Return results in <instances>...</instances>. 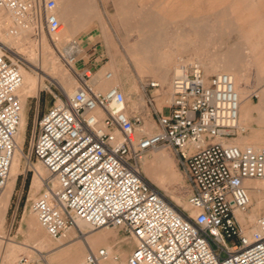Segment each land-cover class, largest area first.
I'll return each mask as SVG.
<instances>
[{
    "label": "built area",
    "instance_id": "1",
    "mask_svg": "<svg viewBox=\"0 0 264 264\" xmlns=\"http://www.w3.org/2000/svg\"><path fill=\"white\" fill-rule=\"evenodd\" d=\"M49 7L45 0H0V9L29 20L36 33L58 32ZM0 48L1 194L24 105L20 61ZM71 60H82L77 86L70 95L53 94L35 118L27 150L28 160L34 157L47 171L29 204L47 234L57 239L78 220L88 229L117 227L134 240L126 264H264V211L251 229L238 219L251 203L246 180L264 178V147L232 141L244 128L231 76L205 75L196 62L185 66L172 76L166 111L154 107L159 82L145 80L155 129L140 133L142 120L128 112L123 90L95 88L89 82L94 62ZM159 148L176 156L189 190L187 208L174 204L141 169L143 157ZM107 256L104 246H88L77 264H101ZM20 262L27 264L24 256Z\"/></svg>",
    "mask_w": 264,
    "mask_h": 264
},
{
    "label": "rangeland",
    "instance_id": "2",
    "mask_svg": "<svg viewBox=\"0 0 264 264\" xmlns=\"http://www.w3.org/2000/svg\"><path fill=\"white\" fill-rule=\"evenodd\" d=\"M45 1L48 5H51L49 10L54 12V8L56 7L58 1ZM232 1L239 7H242L248 2H252L254 4V8L249 17L254 18L255 15L260 14L262 16V24L264 27V0H179V2H176L175 0H86L84 3L88 4V7H91V10L88 13L86 23L82 26V28H78V30L74 33L73 38L79 42V45L82 48V53L79 57H83L84 60L87 61L95 59L94 72L98 71L103 66H105V68H102L101 70H109L108 67H106L110 60L108 49L111 52H116V61L119 68V75L121 76L119 82L125 94L128 112L140 116L142 122L139 127L143 124L144 119H148L155 124V115L152 112L153 106L146 103L145 99L147 93L142 89V83L147 79L158 80L159 75L164 70L168 69L169 72L167 81L165 83L161 82L158 91L162 94V98L166 93V100H169L170 82L176 66H182L185 64H187L185 66H188L191 64L189 62L192 60L196 62L195 60L198 58L197 55H195L196 51L211 57L215 55L217 51H224L228 46L239 41L240 33L238 30H232L221 35H219L220 32L218 33V30H221L219 29L221 27L218 26L217 21H220L221 15H218L217 12L219 11L220 13L224 11L225 7L231 6L232 4L230 2ZM175 3L184 4L187 9L186 12H178V7H176ZM169 5L170 7H166L164 14V17L168 19L163 20V22L159 25V19H162V16L160 15L163 13V10L161 13L157 12V10L161 9L162 6ZM79 12L80 10H77V13ZM99 15L101 19L103 18L102 21L105 23V34H108L109 38L107 43L104 38L105 34L101 29L99 18L97 17ZM191 17H196L198 22L196 19L190 20ZM201 17L204 19L203 27H199L196 24L200 22ZM226 17L231 19L232 15L226 11ZM62 24L63 28L59 31V33L65 31L66 29L64 22H62ZM43 33L46 36L49 35L46 31ZM158 33L161 34L159 35ZM38 37V33L35 31L32 32L31 40L33 43L38 42ZM141 37H146L151 40V42H149V46H151L153 51V63H151V66L149 67L141 66L140 61L132 52L134 43ZM156 38H159V40H155ZM174 38H176V40H174ZM50 45L53 44L50 43ZM12 50H15V48L12 47ZM18 54L23 56L21 52H18ZM8 55L11 58L13 57L14 60L20 59L17 55L14 57L10 51ZM186 58L190 59L186 60ZM19 61L21 65L29 69V64L26 61L22 59ZM60 62L62 66L68 68L71 76L75 79L76 83L74 84V87H72V89H74L77 86L78 79L81 74L82 68L80 63L82 60L75 65V71L71 70L65 64L62 57H60ZM249 72L252 77L255 74V69L251 67ZM204 74L210 75L213 74V72ZM43 81L47 83L48 86L41 87L38 85L37 95L27 97L25 103L26 124L24 130L25 145L23 147L26 154L29 143L33 137L36 116H39V114H41L53 102V94L60 92L65 93L61 86L50 82L47 78H43ZM256 87L257 89L264 90V82L256 83L251 89H255ZM253 91L258 92V90ZM166 103L167 102H164L163 104ZM154 107L160 108L161 106L158 107L155 104ZM258 124L261 128H264V123L258 122ZM167 150L172 156L176 168L181 175V184H174L171 187L175 194L177 193V195L182 197V203L175 201V199L172 198L165 189L159 187L151 180L150 181L157 186L174 204L185 207L186 198L189 192L188 186L186 184L184 174L177 164L175 154L172 150ZM30 161L32 165L25 166V161L22 159V170L16 175L15 187L5 210L3 223L0 226V235L3 236L0 238H2L1 240H4L2 241L3 244H0V261L3 255L2 253L5 249L3 246L7 241V237L13 239L24 248V251H21L18 254L17 259L24 256L27 260V264H47L42 258V255L46 254L45 256L49 258L56 251L44 247L40 248L41 253H39L32 248V246L37 247V244L28 231L25 218L27 215H34L29 208V204L31 199L39 193V190L42 187L41 184V187L36 194H30V185L34 174L32 166H41L44 176H46L47 172L34 157H31ZM141 169L144 173L142 163ZM27 178H29V182L26 185ZM254 180H258L262 183V185H264V179H253V181ZM262 196L264 198V189L262 190ZM255 202L256 199L253 197L249 208L246 210V227L253 228L255 226L257 217L252 218V215H254L258 209V206L254 205ZM263 211L264 209L260 210L258 215ZM108 227L109 229L116 231V235L112 234L111 236H108V242L112 245L113 253L117 254V260L124 261V264H126L127 256L133 248L132 240L126 236L121 229L111 226ZM100 229H102V227L92 229L91 231L94 232ZM43 231L46 238L50 239L52 242L57 241L56 239L49 237L44 228ZM67 233H72L71 237L73 239L70 240V242L78 241L77 239H79L80 235L78 230L74 228L69 229L65 234H63V236ZM83 239L84 238H81L80 240L86 247L88 243L85 239ZM98 246L102 245L99 244L97 247ZM120 248L126 251V256L121 257V255L118 254ZM85 249L84 254L88 247ZM82 258L76 260L74 264H77ZM51 264L54 263L52 262Z\"/></svg>",
    "mask_w": 264,
    "mask_h": 264
},
{
    "label": "bare ground",
    "instance_id": "3",
    "mask_svg": "<svg viewBox=\"0 0 264 264\" xmlns=\"http://www.w3.org/2000/svg\"><path fill=\"white\" fill-rule=\"evenodd\" d=\"M57 1L58 2L56 7L54 8V13L60 22V27L58 29V32L54 34H49L48 36H46L42 31L38 32L39 37H38V42L36 43H33V41L31 40V34L32 32H34V30L29 20L18 18L10 10L0 9V46L1 47L3 46L7 50H9L14 57L15 55H17L20 59L26 61L29 64V69L25 68L21 64L19 65V70L22 75V84L19 89V95L22 100V104L24 106L20 114L19 126L15 135L16 148L10 166L9 178L0 194V226L3 223L5 210L7 208L8 202L15 187L16 175L22 170L21 169L23 164L22 159H24L25 161V166L32 165L31 161H29L27 158V154L25 153L22 144L24 140V130L26 124L25 103L27 97L37 95L38 85H40L41 87L48 86V84L43 81V78H47L50 82H53L61 86V88L64 90L65 94L67 95L72 94L75 90V88L72 89V87H74L76 81L71 76L68 68L62 66L60 62V57H62L65 64L71 70L75 71V65L71 60V58L72 57L78 58L82 48L79 45L78 41L73 38V35L78 30V28H82V26H84V24L86 23L88 13L90 12L91 7H88V4L84 3L86 0H57ZM175 1L179 2V0H175ZM175 4L176 7H178V12L181 13L186 12L187 9L184 4L183 5L177 3ZM166 7L168 8L170 7V5L162 6L161 9L157 10V12L159 13H161V11L163 10V13L160 15L162 16L161 17L162 19H159L160 22L159 25L163 22V20L166 19L164 17ZM77 10L78 11L80 10V12L77 13ZM97 17L99 18V21L101 23V29L105 34L106 27L104 25L105 23L102 21L103 18L101 19L100 15ZM192 19L197 20L196 17H191L190 20ZM62 22H64L66 29L65 31L59 33V31L63 28ZM225 28L226 30L232 29V24L229 21V19L228 20L226 19L225 21ZM158 34L160 35L161 33ZM104 38L107 43L109 39L108 34H105ZM155 40H159V38H156ZM174 40H176V38H174ZM149 42H151V40H149L148 38L141 37L133 45L132 52L134 53L135 57L140 61L141 66L149 67L151 66V63H153L152 61L153 51L151 46H149ZM50 43H52L53 45H50ZM12 47H14L15 50H12ZM0 52H2L1 48H0ZM18 52H21L23 56L18 54ZM108 52H109L110 60L106 67H108L109 70H101L102 68H105V66L101 67L98 71L92 73V75L89 78V82L92 86H94L99 90H104L109 86H118L122 90L121 84L119 82L121 76L119 75V68L116 61V56H115L116 52H111L109 49ZM184 68L185 66H176L174 69V74L181 72ZM205 69L207 72H215L217 70H228L223 68L222 66H219L218 62L214 60L208 61L205 64ZM107 71L111 73L110 77H106L105 73ZM168 72H169L168 69H166L159 75L158 80L156 79L159 82V84H161V82L165 83L167 81ZM218 72H225V71H218ZM225 73L229 74L233 80L234 88L237 92L239 98V106H240V101L243 99V96L245 94L246 84H241L238 76L233 72L232 74H230L229 72H225ZM249 119H251L250 110L249 109L243 110L242 107H240L238 114L239 124L241 121L246 122ZM258 119L261 122L264 121L263 112L259 114ZM154 129H155L154 122L145 119L139 131L140 133H150ZM245 143H248L254 147H260V146L264 147V138L257 137L255 139H245ZM150 152H152L151 155H147L149 153L148 152L143 157L141 162L145 173L144 175L147 176L146 178L149 181L151 180L159 187L165 189L171 195V197L175 199V201L182 203L183 201L182 197L180 195H177V193L175 194L174 190L171 187L174 184H181L182 181L181 175L176 168L172 156L170 155L167 149H163V148L155 149ZM32 167L34 169V174L30 185L31 186L30 194L34 195L40 189L41 184L43 185V181H44L43 179L45 178V176L43 175V169L41 166L33 165ZM254 179H264V178H254ZM246 185L248 186V195L250 201L253 197H255L256 202L254 205L258 206V209L260 208L264 209V198L262 196V190L264 189V185H262V183L258 180L253 181V179H247ZM185 207H188L187 202L185 203ZM246 213L247 212L238 213V219L241 225L244 227H246V220H245ZM25 219H26L25 223L28 227V231L31 237L33 238V240L36 241L37 244V247L32 246V248L39 253H41L40 248H44V247H47L52 250H56L55 253L52 254L49 258L45 256L46 254L42 255V258L46 261L47 264H51L52 262L54 264H74L76 260L82 258L85 255L84 250H86L85 249L86 247L89 246L95 249L100 247V246L97 247V245L99 244L104 246L107 249V253H108V256L106 257V259L102 260L101 264L125 263L124 261H120L117 260V258H114V255L117 254H114L112 247L108 243H106L107 235L112 232L108 226L102 227V229L93 232L91 231L92 229H88L84 223L78 220L76 227V230H78L80 233L79 239H77L78 241L64 242V240L61 237H59L56 239L57 241L52 242L44 235L45 233L43 231V227L38 223L35 214L27 215ZM246 228L251 229V227H246ZM0 237L3 236L0 235ZM81 238H84L87 241L88 245L86 247L83 245L82 241L80 240ZM1 239L2 238H0V244H3L2 241L4 240ZM6 239L7 241L6 243H4L3 246V248L5 249L4 252L2 253L3 255L0 264H17V263L23 264L20 262V258L17 259V257L21 251H24V248L13 239L8 237Z\"/></svg>",
    "mask_w": 264,
    "mask_h": 264
},
{
    "label": "crops",
    "instance_id": "4",
    "mask_svg": "<svg viewBox=\"0 0 264 264\" xmlns=\"http://www.w3.org/2000/svg\"><path fill=\"white\" fill-rule=\"evenodd\" d=\"M230 3L232 5L225 7L224 11L219 13V11L217 10L218 15H221L220 21H217L218 26L221 27L219 28L221 30H218V33L220 32L219 35H221L232 30H238L240 33V40L228 46L224 51H217L215 55L211 57L203 55L196 51L195 55H197L198 58L195 61L201 66L204 73H209L205 69V64L208 61H217L219 66H222L223 68L228 70H217L215 72L225 71L229 72L230 74H232L233 72L238 76L241 84H246L245 94L243 96V99L240 101L239 110L240 107H242L243 110L249 109L251 119L247 120L246 122H240V126L244 128V131L240 135L236 136L234 140H232L242 146L245 144V139H255L257 137L264 138V128H261V126L258 124V122L264 123V121L261 122L259 121V119H257V115L259 118V114H261L262 112L264 114V90L257 89V87L255 89H251L256 83L264 82V27L262 24V16L260 14L255 15L254 18L249 17L251 11L254 8V4L252 2L244 4L242 6L243 8L241 6L239 7L233 1ZM225 10L227 11V13L232 15L231 19L226 17ZM226 19H229V21L231 22L232 29L225 30ZM203 20L204 19L201 17V24H196L199 27H203ZM188 59L190 58H186V60ZM92 61L95 62V59H93ZM189 63H194V60L190 61ZM251 67L255 69V74L252 77L250 76L249 72ZM253 90H258V92H254ZM154 93L156 96L155 104L159 107L162 106V111H166L167 109L163 107V103L168 100H166V93L164 94L163 98L161 97L162 94L158 91V89H156ZM151 153L152 152H149L147 155H151ZM260 210H262V208L258 209L257 212L252 215V218H256ZM111 231L112 232L106 237V243H108L112 247V245L108 242V236H111L112 234L116 235V231L112 229ZM71 235L72 233H67L64 236L62 235L61 238L64 240V242H68L73 239ZM132 243L134 245L133 240ZM118 252L121 257L126 256V251L124 249L120 248Z\"/></svg>",
    "mask_w": 264,
    "mask_h": 264
},
{
    "label": "trees",
    "instance_id": "5",
    "mask_svg": "<svg viewBox=\"0 0 264 264\" xmlns=\"http://www.w3.org/2000/svg\"><path fill=\"white\" fill-rule=\"evenodd\" d=\"M28 182H29V178H27V180H26V185H27Z\"/></svg>",
    "mask_w": 264,
    "mask_h": 264
}]
</instances>
